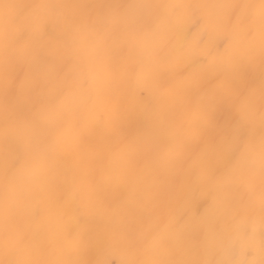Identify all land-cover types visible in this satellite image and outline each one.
Returning a JSON list of instances; mask_svg holds the SVG:
<instances>
[{"label":"snow or ice","instance_id":"snow-or-ice-1","mask_svg":"<svg viewBox=\"0 0 264 264\" xmlns=\"http://www.w3.org/2000/svg\"><path fill=\"white\" fill-rule=\"evenodd\" d=\"M49 23L55 35L46 33ZM99 23L95 28L50 18L34 26L46 45L45 71L23 81L37 114L23 132L10 127L6 137L0 234L10 251L37 258L9 264H55L49 258L65 249L87 253L68 264H111L119 250L104 247L99 229L86 221L114 213L126 230L108 238L118 235L131 247L146 248L154 257L150 264H211L202 257L199 228L181 225L193 218L180 204L185 180L194 177V189L207 186L215 193L202 224L256 203L264 214V79L257 140L254 91L241 97L228 80H218L216 88L240 117L236 125L220 124L205 108L200 85L186 84L177 63L163 58L180 35L164 39L166 26L150 30V17L128 21L113 12ZM246 39L252 37L233 34L223 51L197 40L195 55L204 68L230 65L241 55L253 63L254 53H241ZM260 61L264 67V34ZM129 108L157 121L137 143L129 141L134 122L128 132L116 131Z\"/></svg>","mask_w":264,"mask_h":264},{"label":"clouds","instance_id":"clouds-1","mask_svg":"<svg viewBox=\"0 0 264 264\" xmlns=\"http://www.w3.org/2000/svg\"><path fill=\"white\" fill-rule=\"evenodd\" d=\"M113 12L128 21L150 17V30L154 31L159 25L166 26L164 39L181 36L170 53H163V58L177 63L178 75L186 84L200 85L204 106L212 111L218 123L236 125L240 122L235 107L229 105V98L216 88L218 80H228L241 97L254 91L257 109L254 127L258 140L259 97L264 79L260 61L264 0H0V170L9 162L4 149L9 128L16 127L23 132L26 122L37 114L36 109L29 107V94L23 87L26 77L38 79L45 71L41 62L45 58L46 45L44 38L33 31L34 26L45 19L58 18L98 28L99 22ZM46 33L56 34L51 23L46 26ZM233 34L252 37L243 42L241 53H254L255 61L248 63L241 55L230 65L204 68V61L195 55V42L210 41L223 51ZM28 48L32 49L31 55H26ZM10 81L14 83L10 85ZM142 97L145 101L149 99L146 93ZM221 113L227 117L222 122L218 119ZM130 121L134 122L129 137L131 143L146 138L157 124L148 115H140L137 109L129 108L118 122L116 131L128 132ZM164 130L161 126V131ZM211 203L199 215L194 214L190 221L181 220V225L188 223L199 228L202 257L211 264H264V214L259 204L229 208L214 216L208 224H202L200 218L207 213ZM86 223L99 229L104 247L119 250L112 255L111 264H125V261L150 264L154 259L146 248L131 247L118 235L108 238L110 233L126 230L118 213L110 218L93 217ZM86 256L87 253H72L65 249L49 259L55 264H68ZM36 258L23 251H10L7 238L0 234V264Z\"/></svg>","mask_w":264,"mask_h":264},{"label":"bare ground","instance_id":"bare-ground-1","mask_svg":"<svg viewBox=\"0 0 264 264\" xmlns=\"http://www.w3.org/2000/svg\"><path fill=\"white\" fill-rule=\"evenodd\" d=\"M226 115L221 113L218 119L222 122L226 119ZM194 177H188L185 180L184 192L185 197L180 201L182 206L190 207L192 215H199L212 202L215 193L207 186H201L199 189L193 188ZM187 219V215L184 217Z\"/></svg>","mask_w":264,"mask_h":264}]
</instances>
